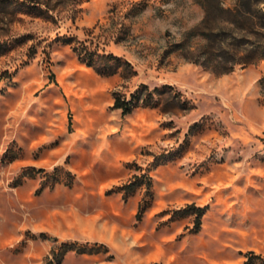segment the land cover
Returning <instances> with one entry per match:
<instances>
[{"label":"rangeland","instance_id":"374dc122","mask_svg":"<svg viewBox=\"0 0 264 264\" xmlns=\"http://www.w3.org/2000/svg\"><path fill=\"white\" fill-rule=\"evenodd\" d=\"M23 1L0 0V264H264V61L185 60L200 0ZM72 242L107 249L58 261Z\"/></svg>","mask_w":264,"mask_h":264},{"label":"trees","instance_id":"16d2710c","mask_svg":"<svg viewBox=\"0 0 264 264\" xmlns=\"http://www.w3.org/2000/svg\"><path fill=\"white\" fill-rule=\"evenodd\" d=\"M204 15L200 22L188 31L185 39L196 38L194 44L187 41L177 43L178 49L185 52L182 56L185 60L198 64L203 68L220 74L232 71L236 66L241 67L264 61V6L260 7L261 0H232L225 3L224 0H200ZM212 3V6H210ZM21 9L28 10L33 6L23 0L20 2ZM213 22H215L213 24ZM262 39V40H261ZM142 84L139 89L130 94L128 99L114 97L113 107L119 108L121 114L131 111L133 106L142 101L148 103L151 92L142 96ZM57 169L55 168L54 171ZM134 183L125 185L127 190L133 188ZM196 214L193 229L197 230L202 214V207L189 204L186 206ZM99 248L106 251L103 244H94L93 247L85 248L76 246L75 242L62 243L59 246V261L67 250L77 253L98 252Z\"/></svg>","mask_w":264,"mask_h":264}]
</instances>
